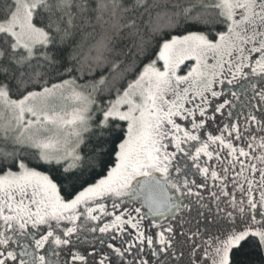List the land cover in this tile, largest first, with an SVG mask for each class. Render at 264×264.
<instances>
[{
	"label": "snow or ice",
	"instance_id": "obj_1",
	"mask_svg": "<svg viewBox=\"0 0 264 264\" xmlns=\"http://www.w3.org/2000/svg\"><path fill=\"white\" fill-rule=\"evenodd\" d=\"M124 34L143 60L97 78ZM193 199L217 215L174 247ZM145 245L264 264V0H0V264H153Z\"/></svg>",
	"mask_w": 264,
	"mask_h": 264
},
{
	"label": "trees",
	"instance_id": "obj_2",
	"mask_svg": "<svg viewBox=\"0 0 264 264\" xmlns=\"http://www.w3.org/2000/svg\"><path fill=\"white\" fill-rule=\"evenodd\" d=\"M145 21L149 18L145 16ZM153 23L155 21L153 20ZM162 25L164 21L160 22ZM150 24H145L144 30L141 35L146 45H151L154 43L153 33L151 32ZM165 31L169 30L167 28ZM90 34L87 36L86 40L83 42L82 47L78 50V54L82 59L92 60L96 55L95 44L98 40L102 39V32L97 29L95 32L89 30ZM162 34V33H161ZM138 37H129L127 34L123 36H117L114 41L110 44L111 51L106 52V59L101 61L99 66L93 65L95 67V75L98 78L100 75H106L111 80L113 76H118L123 73L126 68H128L134 61L143 60L136 49V43L138 42ZM118 59L121 61L120 67L115 72H110L111 63L113 60ZM144 62H147L144 60ZM142 67V64L140 65ZM132 78V74H128V79ZM126 85V81H124Z\"/></svg>",
	"mask_w": 264,
	"mask_h": 264
},
{
	"label": "rangeland",
	"instance_id": "obj_3",
	"mask_svg": "<svg viewBox=\"0 0 264 264\" xmlns=\"http://www.w3.org/2000/svg\"><path fill=\"white\" fill-rule=\"evenodd\" d=\"M207 199V197H206ZM204 213V215H199V213ZM216 209L213 206L211 213L206 208H201L199 204L195 202V199L192 201V210L190 213L186 214L185 219L190 220V223H182V224H176V222H173L175 226V238H174V247H178L179 244L178 241H182L185 237L181 235V233L188 234L189 229H191L193 232L197 230V225H199L200 232L203 234L207 231L206 226L211 225L213 223V217L216 216ZM222 215V214H221ZM147 226V224H145ZM165 225H167V222H165ZM151 231V230H148ZM153 233L157 231L156 229H152ZM205 239H207V235L204 236ZM114 243L118 244V241H114Z\"/></svg>",
	"mask_w": 264,
	"mask_h": 264
},
{
	"label": "flooded vegetation",
	"instance_id": "obj_4",
	"mask_svg": "<svg viewBox=\"0 0 264 264\" xmlns=\"http://www.w3.org/2000/svg\"><path fill=\"white\" fill-rule=\"evenodd\" d=\"M242 102H243L242 99H241L240 101H236L237 104L242 103ZM110 208H111V205L109 204V209H110ZM109 219H110V218H109ZM145 224H147V221H145ZM148 230H151V231H149V232H150L151 234L154 235L152 229H148ZM95 235H96V237H99V236H100V234H99L98 232H97ZM123 235H125V236H129V238L132 239L133 242H135V241H134V232H132L131 230L125 231V233H124ZM104 239H105L106 241H108V242H112V243H114V241L111 240V235H106V236L104 237ZM92 243H95V245H96V250H97V251H99L101 248H104L105 251H107V245H106V244L101 245V244L99 243V240H98V239H97V240H93L92 237L89 236V237H88V240H87V243L85 244V247H88V251H89V252L92 251V248L89 246V245L92 244ZM153 247H154V248H158L159 245L154 243ZM135 251H136V249H133V252H135ZM141 255H142L143 259L153 261V264H154V261H155L156 258H153V257L151 256V250L148 249L146 245L144 246V251H143V253H142ZM158 256H159V257H162V256H164V254H163V253H160V254H158ZM113 258L116 259L115 257H113ZM98 260H99V257H97V262H98ZM129 260H131V257H129Z\"/></svg>",
	"mask_w": 264,
	"mask_h": 264
}]
</instances>
